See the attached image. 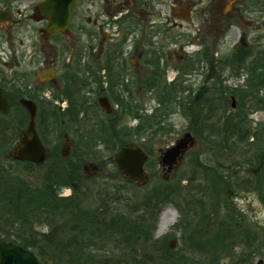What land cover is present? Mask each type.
<instances>
[{"label":"flooded vegetation","instance_id":"obj_1","mask_svg":"<svg viewBox=\"0 0 264 264\" xmlns=\"http://www.w3.org/2000/svg\"><path fill=\"white\" fill-rule=\"evenodd\" d=\"M51 1L0 0V203L11 209L9 180L115 152L116 141L98 140L118 134L126 111L143 125L154 112L150 98L157 111L173 99L181 109L191 104L187 152L205 142L197 127L224 124L263 101L264 0H174L166 14L153 13L151 0H104L109 7L86 0L89 30L81 24L82 0H74L63 32H53L40 11ZM177 17L186 28L172 21ZM32 125L46 154L38 165L19 160ZM13 234L0 230V242L24 248Z\"/></svg>","mask_w":264,"mask_h":264},{"label":"rangeland","instance_id":"obj_2","mask_svg":"<svg viewBox=\"0 0 264 264\" xmlns=\"http://www.w3.org/2000/svg\"><path fill=\"white\" fill-rule=\"evenodd\" d=\"M103 1L104 0H99L98 2L102 4L104 3ZM115 1L119 3L126 2L127 0ZM192 1L197 3V0ZM151 2L155 3V5L153 4L152 10L155 14L156 12L161 14L170 12L168 9L174 4V0H151ZM87 3L86 0L80 1L78 10L82 11L81 14L79 13L80 17H82L81 24L89 30L91 28L87 23V19L91 14L88 13V10L87 13H85L88 6ZM111 4L112 3H104L102 5L109 7ZM125 5L127 6V4ZM171 19L175 21L176 25L181 24L183 28L187 27V23L182 18L177 17ZM202 100L203 99H200L199 101ZM157 104L158 102L155 98H150L146 103L152 112L157 111ZM172 109L171 116L164 119L162 123L164 133L152 139V133H143V138L140 139L133 130L137 128V122L132 120L131 115L128 114L127 111L121 114L120 128L123 129L122 132H124L125 135L130 134V137L126 140L128 142L132 141L131 144L143 149L150 158L149 162L144 165L148 182L144 185H139L134 181L132 182L125 179L119 170H117L113 160L117 152L104 151L99 156L93 158L91 156L88 157L81 167L83 172L82 175L86 180L85 182L91 188V201L94 199L93 196L97 194L95 191H99L101 196L106 193L109 194L110 199L113 195H117L115 192L120 191L122 193L120 196L123 201L130 200L133 203L137 202L141 205L147 200V197L153 196L158 188H169L175 195L171 201L175 202L170 201L166 202V204L159 205V211L154 219L155 226H153L151 230L152 243H148L147 247L144 245L141 246L142 244L140 243L138 246L146 247V252L148 250L150 251L149 248L154 247L157 252L165 255L160 257V259H164L160 260L162 264H167V262H164L167 258H171L172 261L177 262H171L174 264H236L242 259V254L245 253L248 248L250 249V247H247L245 244L246 237L244 233L246 232L249 234L248 237L251 236V239L255 237L253 243L255 251L257 252L252 255L249 264H260V262L264 264V183L261 184L264 181L262 175L264 157L261 164L256 165L257 163L252 161V157L254 158L255 154L259 157L260 154H262L258 151V148H264V141L262 142L261 140L260 143L255 144L256 141L254 142L253 138H250V135L257 133L256 128L261 127V130L264 129V111L253 109L252 111H247L245 115L241 114L239 116V112H234L233 114V116L238 114L239 118H243L247 123L245 131L248 133L240 139V144L237 145V147L230 143L231 149H236L237 156H234L233 160L231 159V161L227 160L225 162L227 168H231L228 170L227 174L231 177H235L238 171L241 173L238 174L239 176L237 178L225 181L227 183L229 182V193L227 196H231L229 200H227V205L224 201L220 202L217 196L210 194L212 174H203L198 168L200 165L204 166L206 164L213 167L221 166L219 163L222 162V160L217 154L216 147L213 145L197 141L194 144V149L184 154L183 160L176 166L177 168L172 174L166 173V171L161 168L160 154L164 150L171 148L176 141L182 138L188 126V121L184 117V114H182L183 111L181 108L179 106H172ZM158 112L159 115H161L163 110L160 111L158 109ZM245 112L246 111H244V113ZM148 121L150 122L149 117L143 121V123L148 124ZM239 121L242 120L237 119V117L234 120L235 124L238 123L241 128ZM225 123L229 128H232V121L228 119ZM209 126L211 125H207L208 128ZM207 132L208 131H205L204 134H207ZM197 136L199 137V135ZM241 151L244 155H241L243 154ZM69 160L61 161L69 165ZM232 161L234 162L232 163ZM229 162L232 164H230L231 166L228 164ZM91 165L95 170L90 169ZM85 167H89L88 172L84 171ZM18 169L20 172L22 168ZM253 170L255 172H253ZM21 172H23L24 175H22L23 178L20 179L26 180V182H29L33 187L42 186L44 176L46 175L45 173V175H42L43 177H40L37 174H32L29 169L27 172H25V170ZM216 180H218V177ZM243 181L248 183L242 184L240 187L239 185L238 187L234 185V182L238 183ZM251 182L253 184L255 182V185L251 184ZM60 194H62L63 198H69L72 195V190L64 189ZM177 204L179 205L178 207ZM6 207L9 210L6 216L2 212V209L0 210V221L2 222L0 223V230H14L12 209L7 205ZM202 213L207 216V219L209 217L213 219V222L209 224L213 231L208 230V233L205 235L204 239L207 241L205 246L204 244L200 246V244L191 243L193 246L190 248L186 246V244L184 245V239H188L193 232H196L200 224L199 220H202V216H204ZM167 214L175 216L177 223L164 229L163 218ZM229 216L234 219L233 223L231 220L229 221ZM48 219V213L46 210H42L40 214H35L34 216L30 215V219L27 220L26 224L33 227L34 233L37 234L34 235V237L38 241L39 247L43 246L46 248V254L50 257L59 258V252L55 250V248L50 247L47 242L48 246L45 245V240L47 239L44 236L49 235L48 233L50 232V229L44 225ZM24 221L26 220H20V223H24ZM215 221H217L216 223L225 221L228 227L233 228L230 233L225 235L226 239H224V242L220 241L222 232H220V230L216 232V230H214L215 228H213ZM206 224L208 225V223ZM29 230L32 229L28 228V231ZM25 232H27V230ZM44 238L45 240H43ZM63 238H57L56 243L63 246L67 242L66 240L62 241L61 239ZM116 242L117 241H115V243L105 242V244L100 247V251L95 250L98 251V255L111 258L113 264H121V262L118 261L127 257L128 248L120 247ZM155 243H158L157 246ZM224 245H226L227 250L224 248ZM156 256L157 254L154 255V257ZM231 256L235 259L231 260ZM216 259L218 260L215 261Z\"/></svg>","mask_w":264,"mask_h":264},{"label":"trees","instance_id":"obj_3","mask_svg":"<svg viewBox=\"0 0 264 264\" xmlns=\"http://www.w3.org/2000/svg\"><path fill=\"white\" fill-rule=\"evenodd\" d=\"M261 79L262 88L264 89V76H262ZM162 103H164V101L160 102L159 105ZM172 106L180 107L177 100L173 99L170 104L165 106V109H162L163 113L161 115H159L158 111H154L151 117H149L150 122L148 121V124L143 123L140 127L134 128V133H136L140 139L143 138V133H152L151 139L164 133L162 123L164 119L171 116L173 110ZM186 108H191V104H183V109L181 110L184 115H186ZM253 109L264 111V98L263 101L259 103V106L252 108V110ZM246 111L249 112L250 109L247 108ZM238 114L232 117V128H229L226 123H218L209 126V128L207 127L209 124L204 126L202 124L201 127L195 129L196 134L199 135L201 139L205 140L204 143L216 147L217 154L222 160V162L219 163V165H221L220 167H213L206 164L204 166L200 165L198 168L203 174H212L210 194L217 196L220 202L224 201L227 205V200H229L231 196H227L229 193V182L227 183L225 181L237 178L239 176L238 174L241 173L238 171L235 177H231L227 174L228 170L231 168H227L225 162L227 160L231 161L234 156H237L236 149H231L230 143L237 147V145L240 144V139L248 133L245 131L247 123L243 118H239L241 114H239V116ZM236 117L242 120L239 121L241 128L238 123L235 124L234 122ZM122 131L123 129H121L119 133L117 132L118 134L116 135L110 134V136L106 135L100 137L98 141H104L106 143L116 141L118 143L115 150L116 153L121 150L122 147L131 145L132 142L126 140L130 137V134L125 135ZM205 131H208L207 134H204ZM256 131L257 133L250 135V138H253L254 142L256 141L255 144L260 143L261 140L262 142L264 141V129L261 130V127H259L256 128ZM258 151L262 153H259L260 157L256 156V154L254 158L252 157V161L256 162V165L261 164L264 157V148L260 149L259 147ZM241 153L243 152L241 151ZM241 155H244V153ZM90 156L92 158L96 157V155L93 154ZM90 156L80 155L74 157L69 160V165L60 161L57 168H51L46 171L42 186L39 187H33L29 182L20 178H16L18 180H9L15 245L30 249L41 264H113L111 258L98 255V251H100V247L105 244V242L115 243V241H117L116 244H118V246L128 248L127 257L118 261L121 262V264H162L160 260L164 259H160V257L165 255L157 252L154 247L149 248L150 251L148 250L146 252V247L148 243H152L151 230L153 226H155L154 219L159 211V205L170 202L172 198L175 197L173 191L169 190V188H158L155 194L147 197V200L141 205L137 202L133 203L130 200L123 201L120 196V194H122L120 191L115 192L117 195H113L111 199L109 194L106 193L101 196L99 191H95L97 194L93 196L94 199L91 201V188L86 184L81 170L83 163L86 162ZM233 162L234 161H232V163ZM228 164L230 165L231 163L229 162ZM253 172L255 171L253 170ZM262 175L264 177V169ZM217 177L218 180H216ZM246 183L248 182H234V185L237 187L239 185L240 187V185ZM263 183L264 181L261 184ZM251 184L253 183L251 182ZM253 185H255V182ZM64 189L72 190L71 197L63 198L61 196L60 192ZM178 206L177 204V207ZM1 209L5 214L6 206L3 203H0V210ZM42 210H46L49 215V219L44 225L50 229L49 235L44 236L48 241L45 240V238L43 240H45V245L48 243L50 247L55 248V250L59 252V258L50 257L46 254V248L43 246L39 247L38 241L34 237V235L37 234L34 233L33 227L26 224L27 220L30 219V215L34 216L35 214H40ZM202 215L204 216H202V220H199L200 224L196 232H193L188 239H184V245L186 244V246L190 248L193 246L191 243L200 244V246L204 244L205 246L207 243L204 239L205 235L208 233V230L213 231L209 226V224L213 222V219L210 217L207 219V216L203 213ZM20 220L26 221L20 223ZM230 220L232 223L234 222V219L229 216V221ZM216 222L217 221H215L213 228H215L214 230H216V232L218 230L222 232L220 241L224 242V239H226L225 235L230 233L233 228L228 227L225 221ZM206 223H208V225ZM27 227L32 230L28 231ZM26 230L27 232H25ZM244 234L246 237L245 244L247 247H250V249L248 248V250L242 254V259L238 262L239 264H249L252 255L257 253L253 243L255 237L251 239V236L248 237L249 234L246 232ZM57 238H63L61 240H66L67 242L63 246L61 244L58 245L56 243ZM139 243L142 244L141 246L144 245L146 247L138 246ZM155 244L157 246L158 243ZM224 248L227 250L226 245H224ZM156 254L157 256L154 257ZM230 259L234 260L235 258L231 256ZM217 260L218 259L215 261ZM164 262H167V264H174L171 262L177 263L176 261H172L171 258L165 259Z\"/></svg>","mask_w":264,"mask_h":264},{"label":"water","instance_id":"obj_4","mask_svg":"<svg viewBox=\"0 0 264 264\" xmlns=\"http://www.w3.org/2000/svg\"><path fill=\"white\" fill-rule=\"evenodd\" d=\"M74 0H52L40 7L46 10L45 16L51 21V29L53 32L65 31L69 26L71 15L69 13L70 5ZM31 107V104H26ZM32 114L35 116V108L32 106ZM23 145L19 148V160L29 161L33 164H42L45 161L46 154L44 148L34 132L33 125L28 131ZM193 137L185 134L182 139L178 140L173 147L163 151L160 159V165L167 172L172 173L177 165L183 160L184 154L192 146ZM148 156L143 150L134 148L132 145L124 147L114 157L117 169L121 175L130 181H134L139 185L148 182L145 175L144 165L148 162ZM0 264H40L38 258L22 247H10L0 242ZM262 264V262H260Z\"/></svg>","mask_w":264,"mask_h":264},{"label":"bare ground","instance_id":"obj_5","mask_svg":"<svg viewBox=\"0 0 264 264\" xmlns=\"http://www.w3.org/2000/svg\"><path fill=\"white\" fill-rule=\"evenodd\" d=\"M176 223H177V219L172 214H167L163 218V227H164V229H167L168 227H171V226L175 225Z\"/></svg>","mask_w":264,"mask_h":264}]
</instances>
